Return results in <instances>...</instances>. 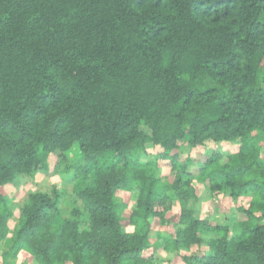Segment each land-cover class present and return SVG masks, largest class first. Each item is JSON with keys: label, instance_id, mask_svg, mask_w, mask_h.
<instances>
[{"label": "trees", "instance_id": "1", "mask_svg": "<svg viewBox=\"0 0 264 264\" xmlns=\"http://www.w3.org/2000/svg\"><path fill=\"white\" fill-rule=\"evenodd\" d=\"M29 183L10 207L2 190ZM204 191L213 210L249 203L212 223L191 207ZM162 249L264 264V0H0V264H162Z\"/></svg>", "mask_w": 264, "mask_h": 264}, {"label": "rangeland", "instance_id": "2", "mask_svg": "<svg viewBox=\"0 0 264 264\" xmlns=\"http://www.w3.org/2000/svg\"><path fill=\"white\" fill-rule=\"evenodd\" d=\"M187 144V143H186ZM206 147L204 149L199 150L200 152L204 153L206 156H209L211 154H214L216 151H220L222 153H235L237 152L239 145L237 144H214L212 142H207L206 143ZM187 146V145H186ZM160 153V149L158 148H153L151 146H148L147 148V153L145 155L144 158H146L148 161H155V156L158 155ZM194 153H196L195 151L193 152L192 155H194ZM203 154V155H204ZM53 163V161H52ZM163 170V176H165L167 173H170V166L167 163H162L159 164ZM43 180L45 181V183H52L58 180L57 177L55 178H45L42 177ZM41 178V179H42ZM43 187L42 186H36L33 183H29L27 186H25L24 188L17 190L15 189L13 186H6L3 190L2 193L5 196L7 202L9 203V206L12 207L13 209L15 204H18L19 201H21V199L25 196L26 193L31 192V191H35V190H41ZM135 193H128V192H120L118 195V201L120 203L122 202H127V211H130L134 208L135 206ZM200 198H202L204 201L208 198V193L206 191H204L201 195ZM199 202V203H191V207H193L194 209H197V212L199 214V217L205 219V220H209L212 223H215L217 220H219L220 222H225L226 220L229 219V221L232 219H236L238 218V214H237V206L239 205V203L241 202L242 204H246L248 205L249 200L248 199H239L238 201H234L231 200L230 201H225L224 202V207L218 209H212L210 207V205H208L205 202ZM67 208L65 207V210ZM179 209L178 207H176V204H174V206L172 207V211L169 212L167 214L166 217H169L173 223H176L178 221L179 218ZM15 216H17L16 210H15ZM228 218V219H227ZM17 225V219H11L8 223V227L10 230V233L8 234V238H10L13 234V229L16 227ZM154 233H156L158 231V229L154 228L153 229ZM166 231H164V229L162 230V233H165ZM158 258L162 260V264H168V261L172 258L173 256L167 252H165V250H159L158 252ZM13 264H36V262L26 253L22 252L19 255V258L16 262H14ZM183 264V263H180Z\"/></svg>", "mask_w": 264, "mask_h": 264}]
</instances>
